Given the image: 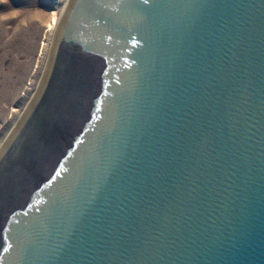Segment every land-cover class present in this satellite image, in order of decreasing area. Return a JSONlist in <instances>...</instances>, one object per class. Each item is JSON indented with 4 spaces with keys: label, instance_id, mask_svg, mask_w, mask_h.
<instances>
[{
    "label": "water",
    "instance_id": "obj_1",
    "mask_svg": "<svg viewBox=\"0 0 264 264\" xmlns=\"http://www.w3.org/2000/svg\"><path fill=\"white\" fill-rule=\"evenodd\" d=\"M0 264H264V0H71L0 150Z\"/></svg>",
    "mask_w": 264,
    "mask_h": 264
},
{
    "label": "rangeland",
    "instance_id": "obj_2",
    "mask_svg": "<svg viewBox=\"0 0 264 264\" xmlns=\"http://www.w3.org/2000/svg\"><path fill=\"white\" fill-rule=\"evenodd\" d=\"M68 0H0V150L38 93Z\"/></svg>",
    "mask_w": 264,
    "mask_h": 264
},
{
    "label": "bare ground",
    "instance_id": "obj_3",
    "mask_svg": "<svg viewBox=\"0 0 264 264\" xmlns=\"http://www.w3.org/2000/svg\"><path fill=\"white\" fill-rule=\"evenodd\" d=\"M71 0H68L67 4H66V8L68 7L69 3H70ZM66 8L64 10V12L66 11ZM64 12L62 14V17L64 15ZM62 17L58 18V17H54L53 20L50 22L49 24V28H52V29H55L56 30V33H57V30L59 29V26L61 24V20H62ZM55 45V44H54ZM52 54H53V51H52ZM52 56V55H51ZM51 60V59H50ZM47 73V71H46ZM45 78V77H44ZM41 87V86H40Z\"/></svg>",
    "mask_w": 264,
    "mask_h": 264
}]
</instances>
